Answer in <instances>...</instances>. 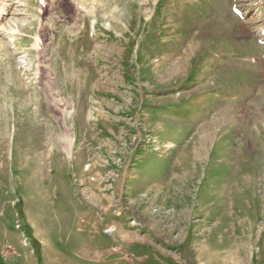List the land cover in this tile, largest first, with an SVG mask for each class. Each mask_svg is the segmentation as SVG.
<instances>
[{
	"label": "rangeland",
	"instance_id": "rangeland-1",
	"mask_svg": "<svg viewBox=\"0 0 264 264\" xmlns=\"http://www.w3.org/2000/svg\"><path fill=\"white\" fill-rule=\"evenodd\" d=\"M97 1L0 0V264H264V5Z\"/></svg>",
	"mask_w": 264,
	"mask_h": 264
},
{
	"label": "bare ground",
	"instance_id": "bare-ground-1",
	"mask_svg": "<svg viewBox=\"0 0 264 264\" xmlns=\"http://www.w3.org/2000/svg\"><path fill=\"white\" fill-rule=\"evenodd\" d=\"M260 1V3L259 4H261L262 6L264 5V0H259ZM91 2H92V4L94 5H97V3H98V1L97 0H91ZM98 5H100V4H98ZM97 5V6H98ZM101 6V5H100ZM96 8V7H95ZM95 8H94V10H95ZM118 12H117V9H115V10H113V13H112V15H114L113 17L112 16H108V18H110L111 20L110 21H112V23H113V20H114V17L116 16V14H117ZM4 15H5V13H4V10H0V21H3L4 20ZM105 15H107V14H105ZM103 17H105V16H101L100 18H98V20L100 19H102V20H104V18ZM263 18H264V16H263ZM96 23H97V21H96ZM110 24H111V22H110ZM260 36H261V38H263V40H264V25L263 26H261V28H260ZM37 46V45H36ZM107 47L109 48V49H111L112 51H114L115 50V45L114 46H108L107 45ZM97 49V48H96ZM87 50H88V48H87ZM246 111V110H245ZM59 132V131H58ZM58 135H59V145H60V147H61V149H63L64 151H66V152H70L71 151V147H72V134H70L69 132H68V130L67 129H61V131L59 132V133H57ZM58 146V145H57ZM207 263H209V261H207Z\"/></svg>",
	"mask_w": 264,
	"mask_h": 264
},
{
	"label": "crops",
	"instance_id": "crops-1",
	"mask_svg": "<svg viewBox=\"0 0 264 264\" xmlns=\"http://www.w3.org/2000/svg\"><path fill=\"white\" fill-rule=\"evenodd\" d=\"M83 193H85V195L87 194L85 191H83ZM92 195V194H91Z\"/></svg>",
	"mask_w": 264,
	"mask_h": 264
}]
</instances>
